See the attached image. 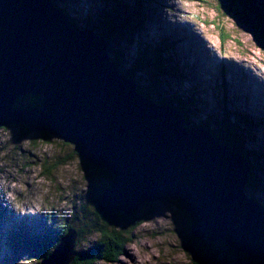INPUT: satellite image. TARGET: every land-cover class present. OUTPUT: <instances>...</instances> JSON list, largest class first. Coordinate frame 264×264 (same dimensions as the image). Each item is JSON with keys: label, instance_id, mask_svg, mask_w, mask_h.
Instances as JSON below:
<instances>
[{"label": "water", "instance_id": "water-1", "mask_svg": "<svg viewBox=\"0 0 264 264\" xmlns=\"http://www.w3.org/2000/svg\"><path fill=\"white\" fill-rule=\"evenodd\" d=\"M110 55L103 36L81 30L52 0H0V130L22 125L56 136L111 172L114 183L97 200L107 219L174 201L194 239L264 261V207L249 163L142 94ZM28 95L44 106L19 108ZM78 237L69 230L41 264H70Z\"/></svg>", "mask_w": 264, "mask_h": 264}, {"label": "rangeland", "instance_id": "rangeland-1", "mask_svg": "<svg viewBox=\"0 0 264 264\" xmlns=\"http://www.w3.org/2000/svg\"><path fill=\"white\" fill-rule=\"evenodd\" d=\"M136 1L55 0V5L67 10L80 26L89 27L88 22L92 25L100 15L113 16L115 3L132 8ZM252 4L264 22V0ZM243 6L233 0H146L138 17L128 24L134 26L113 39L112 46L124 53L121 71L125 74H132L142 52L147 51L149 61L162 51L165 74L148 66L134 75L138 87L151 88L148 92L155 101L163 92L185 94L194 100L198 118H221L223 105L237 123L238 114L250 117L256 140L244 145L257 150L264 140L263 34L255 27L258 19L247 16L249 11ZM125 14L121 11L118 17ZM22 131L19 126L0 130V264H41L45 250L33 245L34 239L45 231L47 236L52 231L57 234L67 225L80 228V221L72 219L74 209H94L89 180L100 181L96 170L84 169L73 144L53 135L47 142L40 133L22 140ZM257 175L264 183V173ZM260 186L262 182L255 199L263 206ZM187 215L174 201L143 206L135 215L134 225L139 226L118 262L96 264H193L197 243L191 239ZM21 231L25 242L18 240ZM90 238L88 243L78 238L74 251L88 249L99 236ZM235 264L262 263L238 258Z\"/></svg>", "mask_w": 264, "mask_h": 264}, {"label": "trees", "instance_id": "trees-1", "mask_svg": "<svg viewBox=\"0 0 264 264\" xmlns=\"http://www.w3.org/2000/svg\"><path fill=\"white\" fill-rule=\"evenodd\" d=\"M55 3V0H52ZM146 0H137L134 7L129 8L123 4H116L117 9L113 11L111 14H105L104 16H98L97 20L93 22H88L89 27H82L79 25V21L73 19L68 13L67 10L61 9L60 10L66 15V17L78 26L81 30H93L98 34V31L102 33L107 42L110 44V53L112 55L113 62L117 65V67L122 69L123 61H124V53L123 51H119L114 46H112L113 39L119 38L120 34L126 30V28L134 26V24H130L129 22L134 19V17H138L137 14L141 12V9L144 7V3ZM235 3H241L249 12H247V16L254 15L257 20V25L262 27L259 28L255 25L256 28L262 30V45L261 49L264 52V22L262 19L258 18L256 15V8L253 6V0H233ZM125 3V2H123ZM56 6V5H55ZM58 6V5H57ZM124 11L127 15L121 18L118 17L119 13ZM134 12V13H132ZM133 23V22H132ZM253 23V22H252ZM129 31V30H128ZM130 32V31H129ZM225 36V35H223ZM169 51H171L169 49ZM168 53V51H167ZM163 52L159 51L156 53L154 59L152 57L151 60L147 61V51L142 52L141 55L137 58L135 64L133 65L134 68L131 71L132 74H125L122 71L124 76L132 79L134 81V75L139 73V71L146 70L145 68L148 66L154 67V71L158 72L159 74L166 72V63L164 62V58L162 57ZM168 61V60H167ZM150 62V64H148ZM149 68V67H148ZM150 69V68H149ZM148 69V70H149ZM135 82V81H134ZM139 91L144 94L146 97L150 98L151 94L148 90L151 88H147V90L138 87ZM168 92V91H167ZM169 93V92H168ZM157 98L160 100H154L158 104L171 106L175 110L179 111L182 116L184 117L185 121L187 122L188 128H202L209 132L211 135L214 136L219 143L224 144L230 147L234 153L243 157L250 165L252 169L251 173V180L250 184L253 188H258L261 185L263 188H260V194H264V183L263 180L257 175L260 172L264 173V140L262 143L258 144V149L248 150L244 143L246 141H251L252 138L256 140L254 137V128L253 122L250 117L245 116L243 114H238V121L231 119V113L228 108L225 109L221 118H216L212 116H207L206 118H198V112L194 107V100L192 98H187L185 94H181L180 92H171L167 96L164 92L163 94H157ZM151 99V98H150ZM225 102V101H224ZM17 106L19 108H39L44 106V99L42 96L32 97L30 95L21 98L17 101ZM227 106V105H226ZM204 114V112H203ZM199 120V121H198ZM214 125V126H213ZM23 131L20 133V137L22 140H25L29 136V130L25 126H19ZM9 128V127H7ZM45 141H49V134L43 133L41 135ZM84 169L89 170H96L99 173V183H96L94 179L89 180L90 182V193H92V208L91 210L89 206H83L74 209V214L72 219L76 221H80V228L75 229L74 226H66L57 234H54L52 231L49 236L46 235L47 231H45L44 235H41L40 238L34 239V244H39L40 249H43L44 259L51 255V253L56 249V247L61 242V238L66 236L69 230L73 229L76 230L78 233V238L81 239L82 243H88L91 239V236H99L96 243L92 244L88 249L84 250H77L75 251L76 256L74 261L70 264H96L98 262H105V263H117L119 258L124 252V248L127 242L130 240V236L135 232L139 225L135 224V216L133 217H126L123 213L119 215L116 219H107L105 218L99 211L97 200L99 195L102 191L109 186L113 185L114 183V175L109 171H104L101 169H97L92 166L87 161L81 159ZM48 174H50L49 169H47ZM148 206V205H145ZM264 207V203H263ZM83 215V216H82ZM91 215V216H90ZM188 216V215H187ZM189 218V225L191 227V220ZM49 221V220H48ZM66 224V223H65ZM55 226V225H54ZM59 226V227H61ZM123 226V227H121ZM25 232V226H22ZM128 227H130L131 231H128ZM30 232V231H28ZM24 235H27L26 233ZM20 237L19 241H24V237L21 231V234L17 235ZM197 243V247L193 250V264H235L236 259L243 258L245 260H250V258L246 254H239L230 248L225 242L220 241L217 244H213L208 241H198L191 237ZM51 248V250H50ZM80 251V252H79ZM260 263L264 264V261Z\"/></svg>", "mask_w": 264, "mask_h": 264}, {"label": "bare ground", "instance_id": "bare-ground-1", "mask_svg": "<svg viewBox=\"0 0 264 264\" xmlns=\"http://www.w3.org/2000/svg\"><path fill=\"white\" fill-rule=\"evenodd\" d=\"M53 2V1H52ZM53 4H54V2H53ZM225 52V51H224ZM32 238H33V236H32Z\"/></svg>", "mask_w": 264, "mask_h": 264}]
</instances>
